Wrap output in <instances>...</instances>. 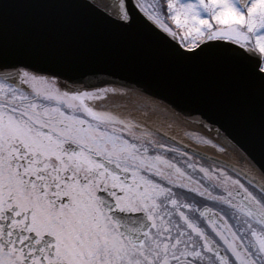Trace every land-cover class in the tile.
Listing matches in <instances>:
<instances>
[{"label": "snow or ice", "instance_id": "6c2138e0", "mask_svg": "<svg viewBox=\"0 0 264 264\" xmlns=\"http://www.w3.org/2000/svg\"><path fill=\"white\" fill-rule=\"evenodd\" d=\"M145 97L254 162L264 0H0V264H264V179Z\"/></svg>", "mask_w": 264, "mask_h": 264}, {"label": "water", "instance_id": "95a60500", "mask_svg": "<svg viewBox=\"0 0 264 264\" xmlns=\"http://www.w3.org/2000/svg\"><path fill=\"white\" fill-rule=\"evenodd\" d=\"M18 15H19V13L17 10H13L10 12V16H12L13 18H16ZM158 91H162V90H158ZM170 98L175 99L174 96H170ZM133 99H135V97H133ZM143 102H145V103L149 102L150 104L154 105L155 107H157L158 109L163 111L162 105H160L157 101H155L151 97H145ZM163 112L169 117V120H171V121L174 120L176 123L182 125L186 129L191 130V131H201L202 132V130L194 128V126L191 125L190 123H182L180 120L173 118L171 115H169L165 111H163ZM203 134L207 135V133H203ZM249 146H250V150L252 151V155L255 159H254V162L250 161L249 159H248V161H250V164L254 167V169L256 171H252L247 166H245V162H241V157L238 156L236 153L232 152L231 150L226 149L225 151H227L231 154V158L233 159L232 160L233 163L224 162L223 159H222V162L226 165H229V166H232L235 168H239V169L247 172L250 176L254 177L257 180L264 179V151L261 150L258 143L249 142ZM198 151H199V149H198Z\"/></svg>", "mask_w": 264, "mask_h": 264}, {"label": "flooded vegetation", "instance_id": "af4514ba", "mask_svg": "<svg viewBox=\"0 0 264 264\" xmlns=\"http://www.w3.org/2000/svg\"><path fill=\"white\" fill-rule=\"evenodd\" d=\"M145 103V102H144ZM150 104L149 102H146ZM151 119H155L161 126L165 127L166 130L169 132L170 135L175 136L178 140H180L183 144L187 145L189 148L195 149L196 151L211 156L213 158L219 159L224 162L233 163L231 159L225 158V155H218L214 152V149L211 147H204L201 149L202 146H198L197 144L193 143L191 140L187 139L184 135L185 130L191 131L183 127L182 125L176 123L174 120H169V117L160 109L156 107V111L150 114ZM168 122L172 123V127L168 128ZM201 149V150H200Z\"/></svg>", "mask_w": 264, "mask_h": 264}, {"label": "bare ground", "instance_id": "6f19581e", "mask_svg": "<svg viewBox=\"0 0 264 264\" xmlns=\"http://www.w3.org/2000/svg\"><path fill=\"white\" fill-rule=\"evenodd\" d=\"M202 148H204V147L202 146L201 149H202ZM214 152H215L216 154H218V155H225V156H224L225 158H228V157H229V159L233 160V159L231 158V154H230L229 152H227V151H225V152H223V153H220V152H218L217 150L214 149ZM243 162H245V166H247L250 170H252V171H256V170L254 169V167L250 164V161H248L247 158L243 159Z\"/></svg>", "mask_w": 264, "mask_h": 264}]
</instances>
